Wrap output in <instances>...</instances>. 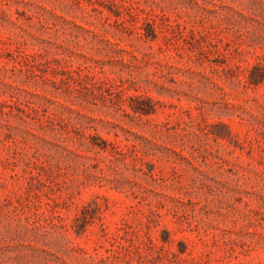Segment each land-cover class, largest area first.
<instances>
[{
	"label": "rangeland",
	"instance_id": "obj_1",
	"mask_svg": "<svg viewBox=\"0 0 264 264\" xmlns=\"http://www.w3.org/2000/svg\"><path fill=\"white\" fill-rule=\"evenodd\" d=\"M0 264H264V0H0Z\"/></svg>",
	"mask_w": 264,
	"mask_h": 264
}]
</instances>
